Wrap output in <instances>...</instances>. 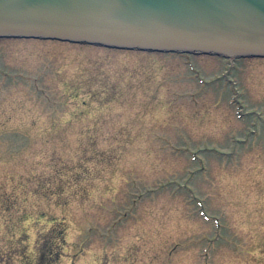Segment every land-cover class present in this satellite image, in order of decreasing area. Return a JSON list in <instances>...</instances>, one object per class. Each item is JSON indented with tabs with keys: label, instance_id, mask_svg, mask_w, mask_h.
I'll return each instance as SVG.
<instances>
[{
	"label": "rangeland",
	"instance_id": "obj_1",
	"mask_svg": "<svg viewBox=\"0 0 264 264\" xmlns=\"http://www.w3.org/2000/svg\"><path fill=\"white\" fill-rule=\"evenodd\" d=\"M0 264H264V57L0 37Z\"/></svg>",
	"mask_w": 264,
	"mask_h": 264
},
{
	"label": "water",
	"instance_id": "obj_2",
	"mask_svg": "<svg viewBox=\"0 0 264 264\" xmlns=\"http://www.w3.org/2000/svg\"><path fill=\"white\" fill-rule=\"evenodd\" d=\"M0 37L264 57V0H0Z\"/></svg>",
	"mask_w": 264,
	"mask_h": 264
},
{
	"label": "trees",
	"instance_id": "obj_3",
	"mask_svg": "<svg viewBox=\"0 0 264 264\" xmlns=\"http://www.w3.org/2000/svg\"><path fill=\"white\" fill-rule=\"evenodd\" d=\"M56 247H52L51 249L49 248L50 252L49 255L51 258L53 257H58V249H55Z\"/></svg>",
	"mask_w": 264,
	"mask_h": 264
}]
</instances>
